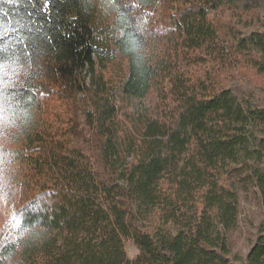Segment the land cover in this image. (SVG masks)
<instances>
[{
	"label": "trees",
	"instance_id": "16d2710c",
	"mask_svg": "<svg viewBox=\"0 0 264 264\" xmlns=\"http://www.w3.org/2000/svg\"><path fill=\"white\" fill-rule=\"evenodd\" d=\"M0 22V264H264V217L228 238L234 171L264 202V0H0Z\"/></svg>",
	"mask_w": 264,
	"mask_h": 264
},
{
	"label": "rangeland",
	"instance_id": "374dc122",
	"mask_svg": "<svg viewBox=\"0 0 264 264\" xmlns=\"http://www.w3.org/2000/svg\"><path fill=\"white\" fill-rule=\"evenodd\" d=\"M248 87L258 92L257 96L263 94L258 88ZM232 177L239 188L240 212L237 227L229 232L228 238L233 252H244L247 249L246 239L255 233L256 225L264 217V202L257 193L248 167L244 166L234 171ZM125 251L128 258H133L140 253L132 241H125Z\"/></svg>",
	"mask_w": 264,
	"mask_h": 264
},
{
	"label": "snow or ice",
	"instance_id": "6c2138e0",
	"mask_svg": "<svg viewBox=\"0 0 264 264\" xmlns=\"http://www.w3.org/2000/svg\"><path fill=\"white\" fill-rule=\"evenodd\" d=\"M9 2H12V0H9ZM52 3V0H44V4L45 6L47 7L48 5H50ZM15 23H19V21H15ZM17 31V29H15L14 27H12L9 22L8 23H4V22H0V40H5L6 38L8 37H11L12 34ZM136 39L135 37V33H131L130 31L128 33H126L124 36L121 37V41L123 43H125L127 45V43L129 42H134V40ZM13 47V45L11 43H5L3 45L2 48H0V60L3 59V57L5 56V52H6V48H11ZM28 56H31V53H26ZM0 64H3V63H0ZM4 79V78H3ZM0 87H2V81H0ZM28 95H31L30 92H27ZM25 94V93H24ZM32 206L29 205V206H26V208L21 211V213L19 214L20 216V219L18 221L19 225L21 227H24L26 225H31L30 223L26 222L28 217L26 215V213L28 212L29 208H31ZM11 221H13L14 223L17 222V217L15 215H13L11 218H10ZM34 222H39L41 223V221L39 219H36ZM33 222V223H34ZM4 246H7V245H4Z\"/></svg>",
	"mask_w": 264,
	"mask_h": 264
},
{
	"label": "clouds",
	"instance_id": "9594fccd",
	"mask_svg": "<svg viewBox=\"0 0 264 264\" xmlns=\"http://www.w3.org/2000/svg\"><path fill=\"white\" fill-rule=\"evenodd\" d=\"M18 74L19 72L17 67L7 63L0 64V81H2L3 87L10 86L13 77ZM5 76L9 77L8 81L3 79ZM18 119H20V117L12 113L10 106H5L4 103H0V126H2L3 129L6 130L8 128L16 127V121ZM0 141L11 142L9 137L6 135V132L3 130H0Z\"/></svg>",
	"mask_w": 264,
	"mask_h": 264
}]
</instances>
